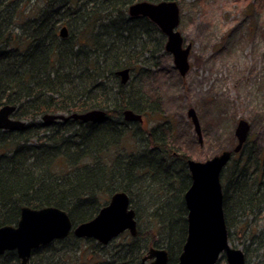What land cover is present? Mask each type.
Wrapping results in <instances>:
<instances>
[{
	"label": "trees",
	"instance_id": "1",
	"mask_svg": "<svg viewBox=\"0 0 264 264\" xmlns=\"http://www.w3.org/2000/svg\"><path fill=\"white\" fill-rule=\"evenodd\" d=\"M136 1L0 0V106L15 105L13 116L26 122L0 130V226L16 225L22 206L58 207L75 226L92 219L116 191L128 193L137 218V235L122 233L108 243L113 250L92 239H86L91 249L81 250L71 232L34 249L30 259L39 255L38 263L49 251L56 264H89L90 257L92 264H141L150 247L165 248L167 264L178 261L187 234L189 155L169 129H146L122 114L158 110L134 75L145 55L164 49L165 36L148 18L129 16ZM125 68L129 78L122 83L117 72ZM90 109L105 110V119L41 120ZM235 156L221 173L223 211L228 239L239 232L249 264V247L264 253L263 231L252 229L264 212L263 174L245 171L242 151ZM135 195L144 196L145 210ZM0 264H19L16 252H4Z\"/></svg>",
	"mask_w": 264,
	"mask_h": 264
},
{
	"label": "rangeland",
	"instance_id": "2",
	"mask_svg": "<svg viewBox=\"0 0 264 264\" xmlns=\"http://www.w3.org/2000/svg\"><path fill=\"white\" fill-rule=\"evenodd\" d=\"M204 2L205 6L195 0L179 2L177 30L184 45L191 44L188 72L181 76L170 53L152 48L151 54L144 56L146 68L140 69V65L135 72L134 82L145 91L152 107L158 108L146 112L141 124L146 129L158 125L169 129L189 159L204 161L224 150H232L237 142L235 127L239 119H244L249 124L247 139L243 150L234 156L242 151L248 157L245 171L261 172L264 185V0ZM189 108L197 114L202 144L187 116ZM124 144L131 146L130 141ZM135 201L140 210H145L139 205L144 196L135 195ZM260 212L255 221L257 226L252 229L256 227L264 235V212ZM141 221L146 218L142 216ZM76 242L82 245L81 250L91 249L88 241ZM229 242L232 247H244L239 232L230 235ZM108 249L113 250L111 246ZM249 250L253 252L249 264H264L262 250L257 251L255 246ZM37 256L28 264H56L58 260L51 258L49 251L44 252L41 263ZM84 260L92 262L93 257ZM217 264L227 263L221 257Z\"/></svg>",
	"mask_w": 264,
	"mask_h": 264
},
{
	"label": "water",
	"instance_id": "3",
	"mask_svg": "<svg viewBox=\"0 0 264 264\" xmlns=\"http://www.w3.org/2000/svg\"><path fill=\"white\" fill-rule=\"evenodd\" d=\"M131 17L143 16L153 22L165 35L164 49L173 57V62L181 76L189 68L191 44L184 45L183 37L177 30L180 21L179 5L174 0L151 2L136 1L128 6ZM67 29L62 27L60 36H66ZM122 83L129 78V69L117 72ZM15 105L0 106V130H15L25 125V121L13 117ZM126 121L142 122L140 113L131 109L123 111ZM103 109H90L70 114H44L42 121H67L100 123L105 119ZM198 142L202 144V132L197 114L193 108L187 110ZM249 130V124L239 119L234 134L237 142L232 150H224L204 161L187 159L190 185L183 198L187 209V234L176 264H216L224 256L227 264H245V254L240 248L232 247L228 241V232L223 211V191L221 173L233 154L240 152ZM128 231L137 235V218L131 207L130 197L125 191H116L108 202L90 220L75 226L66 211L55 206L31 208L22 206L16 225L0 226V255L14 250L19 264H27L32 251L39 246L55 240L65 239L71 232L77 238H91L101 244H108L120 234ZM168 253L165 248L150 247L141 258V264H167ZM256 264V263H253Z\"/></svg>",
	"mask_w": 264,
	"mask_h": 264
},
{
	"label": "flooded vegetation",
	"instance_id": "4",
	"mask_svg": "<svg viewBox=\"0 0 264 264\" xmlns=\"http://www.w3.org/2000/svg\"><path fill=\"white\" fill-rule=\"evenodd\" d=\"M231 159H232V157H231ZM230 159V160H231ZM222 191H223V187H222ZM83 240H85L86 241V239H83ZM88 240V239H87ZM93 240V239H92ZM118 239H113L111 242H113V241H117ZM94 241V240H93ZM96 241V240H95ZM97 242V241H96ZM105 246H109L108 244L107 245H105ZM245 264H246V262H245ZM257 264V263H256Z\"/></svg>",
	"mask_w": 264,
	"mask_h": 264
}]
</instances>
